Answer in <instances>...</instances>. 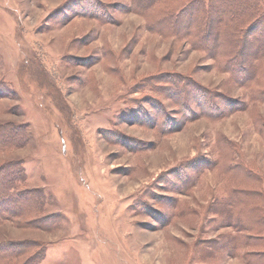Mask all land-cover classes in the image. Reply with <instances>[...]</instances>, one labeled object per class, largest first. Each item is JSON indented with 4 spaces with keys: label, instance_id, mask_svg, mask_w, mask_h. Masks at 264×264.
Masks as SVG:
<instances>
[{
    "label": "rangeland",
    "instance_id": "rangeland-1",
    "mask_svg": "<svg viewBox=\"0 0 264 264\" xmlns=\"http://www.w3.org/2000/svg\"><path fill=\"white\" fill-rule=\"evenodd\" d=\"M181 1L0 0V171L38 197L0 243L37 242V264H264V52L249 81L161 35ZM250 27L241 53L264 40ZM246 208L250 229L227 224Z\"/></svg>",
    "mask_w": 264,
    "mask_h": 264
},
{
    "label": "trees",
    "instance_id": "trees-1",
    "mask_svg": "<svg viewBox=\"0 0 264 264\" xmlns=\"http://www.w3.org/2000/svg\"><path fill=\"white\" fill-rule=\"evenodd\" d=\"M163 1L136 0L139 9L145 11H149L152 7ZM131 2L132 8L136 11L135 0H131ZM263 18L264 11L261 10L260 0L259 3L257 0H182L179 5L172 9L168 8L164 12L158 19L156 28L161 35L174 36L178 39L186 40L191 48L203 50L211 58H223L225 60V65H223L225 69H228L231 73L233 71L246 73L240 76L249 81H255L256 77L250 78L252 76L251 71L255 70L251 68L255 66H251L250 68L249 63L254 62L256 56L251 58L247 55L254 54L256 51L259 53L258 55L262 54L264 52V40L259 41L257 46H254L256 43L253 42V45H248L241 53L242 46L245 44V42L243 43L242 35L251 30V22L262 21ZM246 21H249V23L248 26L247 24L245 25L247 27L243 32L244 26L241 27L240 24ZM227 39H229L231 46L228 54ZM250 51L252 52L250 53ZM243 54L247 56L245 63L242 59L244 57ZM227 55L229 56L228 59ZM259 60H261V57ZM243 65L244 68L242 67ZM204 95L207 96L209 94L204 93ZM192 100L194 101L195 99ZM194 102L196 103V101ZM185 103L184 100L181 103V107H184V109ZM210 104L211 109L219 113H223L224 111L229 113V110L234 108L230 101L225 103V108L222 111L220 107L213 105L211 101ZM13 132L16 134V131L13 130ZM14 133H11V135H7L4 132L0 134V150L7 147L6 143L9 139L14 140L16 138ZM3 164L2 171H0V223L3 220H15L17 217L25 214L34 206L38 198L34 197L30 190L21 188L19 184L20 180L24 177L23 167H20L16 162L12 163V161ZM238 165L244 170L242 174L246 176L249 168H245L241 164ZM234 167L235 164L230 163L227 169L233 174L238 173L235 172ZM228 194H232L227 198V202L232 209L237 205L238 200L240 201L238 203L246 205L244 190L239 192L240 197L238 198L236 197L238 194L235 191H231ZM246 211L247 208L245 211L239 210V213H236L237 211L229 213L227 224L238 230H244L246 227L250 229L253 224L246 218ZM244 237L246 235L235 236V239H238L236 242L242 244L245 242ZM37 244L35 241H24L20 244L3 241L0 243V264L16 261L21 255L25 256L22 264H37L41 256H43L42 250L37 248Z\"/></svg>",
    "mask_w": 264,
    "mask_h": 264
}]
</instances>
